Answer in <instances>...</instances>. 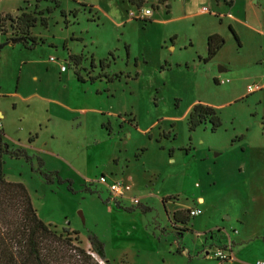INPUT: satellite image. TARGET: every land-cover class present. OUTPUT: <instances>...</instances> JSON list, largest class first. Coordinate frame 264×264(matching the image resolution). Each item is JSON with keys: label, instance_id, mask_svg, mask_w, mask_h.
Masks as SVG:
<instances>
[{"label": "rangeland", "instance_id": "374dc122", "mask_svg": "<svg viewBox=\"0 0 264 264\" xmlns=\"http://www.w3.org/2000/svg\"><path fill=\"white\" fill-rule=\"evenodd\" d=\"M57 1L66 17L59 10L37 16L48 25L32 29L42 42L32 51L11 43L8 23L0 31L2 141L28 158L2 155L4 180L24 186L37 217L56 234L77 237L85 250L88 236L96 237L111 264H218L213 254L228 242L235 264L263 262L264 9H253L264 0L244 7L246 25L235 30L202 0L192 10L208 14L175 19L176 3L167 23L159 0H145L139 10L127 0ZM35 6L0 0V15L52 5ZM144 10L159 13L146 20ZM209 33L224 45L204 63ZM103 75L119 78L90 83ZM196 105L214 109L221 127L190 132ZM48 173L63 183L48 184ZM115 182L129 188L119 205L107 188ZM193 208L202 215L174 223L173 212Z\"/></svg>", "mask_w": 264, "mask_h": 264}, {"label": "trees", "instance_id": "16d2710c", "mask_svg": "<svg viewBox=\"0 0 264 264\" xmlns=\"http://www.w3.org/2000/svg\"><path fill=\"white\" fill-rule=\"evenodd\" d=\"M132 6L138 10L142 8L144 0H127ZM167 0H159L158 4H163ZM48 2L52 6L47 7L39 13H26L19 9L16 16L10 14L0 15V31L4 32V28L8 23V27L15 34V39H11V43H18L24 50L32 51L35 47L42 44L39 39L32 36V29L37 23L41 27L47 28V17L37 18V16L51 15L54 11L59 10L62 18L66 17V13L60 9L57 0H35L36 8L39 3ZM75 17V13H72ZM147 20V19H146ZM148 22V21H143ZM229 32L239 45L234 32L229 27ZM224 41L217 35H211L207 38V57L204 63L209 62L222 48ZM72 60H78V57L71 56ZM90 66L95 69L93 59L90 60ZM103 63L99 62L102 68ZM106 79L108 83L117 80L118 76L107 77L106 75L90 78L92 84L95 79ZM209 124L210 132L214 133L221 127V122L215 110L203 106L196 105L190 111L187 118V125L190 132L198 127ZM3 132L0 131V158L6 155L12 159L25 158L28 160L24 150H9L8 146L2 141ZM39 161V160H38ZM42 166V162L39 161ZM45 181L50 184L55 178L59 184L60 181L56 173H48L43 175ZM67 182V181H66ZM69 183V182H67ZM162 204L167 199H162ZM115 203H117L115 201ZM119 205V203H117ZM115 206L121 210L120 206ZM143 213L148 209L142 208ZM127 212H129L127 210ZM188 211L184 214L187 215ZM181 211L172 215V220L176 224L186 225L189 218L182 217ZM78 235V233H75ZM89 249L85 250L80 246L77 237L71 238L68 234H56L49 229V226L43 223L36 215L32 207L28 193L23 185L11 183L4 180L0 173V264H111L105 258L104 244L101 243L93 235L88 236Z\"/></svg>", "mask_w": 264, "mask_h": 264}, {"label": "crops", "instance_id": "0c3cea01", "mask_svg": "<svg viewBox=\"0 0 264 264\" xmlns=\"http://www.w3.org/2000/svg\"><path fill=\"white\" fill-rule=\"evenodd\" d=\"M197 1H201V0H167L166 2H164L162 4V6L165 8V13H163V15H165V17L164 16L163 17L167 19V20L165 19L163 22L167 23L170 21H174L175 19H180L181 21H189V20H192L198 16L206 15V13H202L201 10H198V13L193 12L192 8L194 7L195 3H197ZM202 1H204L205 3H207L208 6L211 7L212 15L214 16V18L226 20V24H229L233 28L235 27L234 30L237 29L236 25L237 26L246 25V23L242 22V20L244 19L243 17H245V15L243 16V14H242L244 7L245 6L255 7V0H228V2H227V0L226 1L222 0V3H224V4H222L220 2V0H202ZM258 1L259 0H257L256 2H258ZM144 2H145V0H144ZM176 3L178 4V8H179L178 9L179 10V16H178V18H175V19L171 18L170 20H168V18L174 14L175 9L173 8V5ZM196 7H197V9H200L198 6H196ZM259 7H260V9H259ZM259 7L257 9H253V10H256L255 12L260 14V12L264 9V4L261 3V5ZM153 13L151 12V14L149 16L150 19H155V17H156L155 14L157 15L159 13V10L157 13H155V12H153ZM255 15H256V13H255ZM234 16H235V18H234ZM236 17H239V18H236ZM218 33L219 32H216L215 34H218ZM215 34L209 33V34H207L206 37L208 38L209 36L215 35ZM218 35H220V34H218ZM170 37H174V40H173L174 42L172 43L173 45H171V47H170V51H172V52H176L177 50L179 51L180 46L179 45L177 46V44H176L177 43L176 36L173 35ZM188 45H189V47H191L190 42L188 43ZM1 127H2V124H1ZM200 202H201V204H200ZM199 204L202 205L203 200H200ZM175 212H178V211H175ZM175 212H173V213H175ZM192 220H194V219H192ZM182 226H186V225H182ZM187 229H188V227L185 228V230H187ZM192 229H194V227H190V231H188V232H190L195 237L196 246L197 247L201 246V248L204 250V246L202 245L203 241H201L199 239L200 235L197 233H193L191 231ZM174 232L179 233V234L182 233L180 231H174ZM164 234H168L167 231L164 232ZM208 254L209 253L205 252L206 256H208ZM236 261L237 260L235 259V257H233L232 252H231V260L227 264H235L234 262H236ZM198 264H200V262Z\"/></svg>", "mask_w": 264, "mask_h": 264}, {"label": "built area", "instance_id": "2783aa9c", "mask_svg": "<svg viewBox=\"0 0 264 264\" xmlns=\"http://www.w3.org/2000/svg\"><path fill=\"white\" fill-rule=\"evenodd\" d=\"M227 2H228V0H227ZM201 11H202V13H206V14L209 13V10H207L205 8H202ZM150 14H151V11H149V10L142 11V18L148 19ZM61 70L63 71L64 68H61ZM0 127H1V123H0ZM104 181H105V178L101 177L98 182L103 184ZM107 188H108L110 195L117 202H119V201L122 202L125 199V195L129 191L128 187H124V185H122L119 182H115V183L109 185ZM131 203L133 205H139V201L137 199H132ZM201 215H202V211L199 208L190 209V210H188V213H187V216L189 219H195L197 217H200ZM232 248H233V244L228 242L227 246L224 249L218 250L213 254V258L215 259V261L218 264H227L231 260ZM259 264H264V261L259 263Z\"/></svg>", "mask_w": 264, "mask_h": 264}, {"label": "water", "instance_id": "95a60500", "mask_svg": "<svg viewBox=\"0 0 264 264\" xmlns=\"http://www.w3.org/2000/svg\"><path fill=\"white\" fill-rule=\"evenodd\" d=\"M4 46H6V44H1V45H0V50H1Z\"/></svg>", "mask_w": 264, "mask_h": 264}, {"label": "flooded vegetation", "instance_id": "af4514ba", "mask_svg": "<svg viewBox=\"0 0 264 264\" xmlns=\"http://www.w3.org/2000/svg\"><path fill=\"white\" fill-rule=\"evenodd\" d=\"M166 203H167V202H166ZM166 203H165V204H166Z\"/></svg>", "mask_w": 264, "mask_h": 264}]
</instances>
